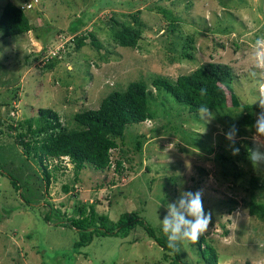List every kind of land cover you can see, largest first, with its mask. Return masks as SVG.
<instances>
[{"label": "rangeland", "instance_id": "374dc122", "mask_svg": "<svg viewBox=\"0 0 264 264\" xmlns=\"http://www.w3.org/2000/svg\"><path fill=\"white\" fill-rule=\"evenodd\" d=\"M7 1L0 0V9ZM12 1L26 4L28 0ZM35 1L27 13L33 31L7 39L0 33V104L10 102L12 90L21 86L12 101L15 111L6 105L0 110L3 119L12 118L11 123L38 116L39 109H53L72 130L76 113L98 109L114 91L155 76L176 80L209 62L229 65L241 105H255L261 112L255 98L264 84V68L255 64L252 46L264 33V0ZM154 2L182 19L178 30L168 29L162 14L147 11L141 15L147 25L139 47H115L104 23L111 11L118 21L129 23L128 13L143 12ZM100 4L115 9L98 13ZM85 31L96 32L102 51L91 44L76 51L73 39ZM183 52L193 57L182 58ZM51 61L54 68L46 69ZM161 94L152 106L156 118L129 126L126 144L112 152L116 159L124 149L131 159L122 174L114 165L104 171L89 166L77 177L68 158L53 160L48 164L51 183L43 181V189L28 204L27 188L17 192L8 175L21 185L25 180L35 182L37 173L44 178L43 170L26 161L22 147L15 149L10 138L0 137V264H170L172 260H164V250L142 228L126 238H96L80 249L75 247L78 231L59 225L58 218L76 216L71 211L82 200L113 222L126 212H139L148 225L162 230L167 204L175 203L183 191L198 190H203L205 212L208 209L212 216L204 235L218 248L219 264H264V222L250 216L245 206L251 176L264 178V162L253 164L249 156L235 165L229 161L233 148H239L240 155L258 148L253 140L256 133L237 134L234 143L226 138L230 127L238 126L242 109L229 118L226 111H211L213 119L208 122L199 114H185L171 95ZM138 140L143 142L141 152L136 149ZM259 151L264 154V147ZM258 194L264 201V190ZM191 244L179 242L180 251L188 252V264H202Z\"/></svg>", "mask_w": 264, "mask_h": 264}, {"label": "trees", "instance_id": "16d2710c", "mask_svg": "<svg viewBox=\"0 0 264 264\" xmlns=\"http://www.w3.org/2000/svg\"><path fill=\"white\" fill-rule=\"evenodd\" d=\"M25 3L16 4L12 0H8L3 8L1 7L0 33L4 39L25 35L34 30L33 22L27 14L34 7L27 9L26 6L32 5V3L29 0ZM120 6H122V2ZM123 6L122 8L127 9ZM133 6L128 11L133 10L135 5ZM107 8L110 10L115 9V7L113 9L108 6L102 7L100 4L98 13ZM147 11L150 13L157 11L162 14L165 20L168 21V26L171 27H168V29L172 32L178 30L180 25L178 21L182 19L176 16L171 8L162 5L161 2H154L143 9V12L138 10L134 13H128L129 23L118 21L114 17V11H111L110 18H105L104 23L108 28L109 40L115 47L131 49L139 47L147 25L142 21L141 15L142 13H148ZM224 30L227 31L228 29ZM78 32L77 30L71 34ZM95 33L85 31L82 36L76 35L73 39L76 44V51H80L90 44L102 51L104 45ZM260 36L264 37V33ZM190 42H193V39H190ZM216 46L225 47L224 44L217 42ZM187 47L188 49L193 48L191 45ZM41 56L44 57V55ZM180 56L189 59L193 57L189 52H183ZM55 64L54 61H51L45 68L52 69ZM234 78L233 70L229 65L209 62L189 74L180 75L176 80L164 76H155L150 81L143 79L142 81L133 82L124 91L110 93L103 99L98 109L76 113L74 115L76 127L72 130L63 125L61 115L53 109H39L38 116L15 120L14 123L9 122L12 118L3 119V114L0 113V137L10 138L15 149H17V146L22 147L23 155L27 158L26 161L32 160L44 173V178H42L36 171L35 182L25 180L21 185L20 180L8 175L11 184L17 192L22 187L27 188L28 196L30 195L28 202H26L28 204L34 200L33 194L35 195L36 192L39 193L41 192L40 189H43V181L48 184L51 183L52 172L48 169V164L53 160L68 158L70 163L74 165L77 177L79 172L89 166L104 171L111 169L114 165V169L122 174L125 169V162L131 161V159L127 157V151L124 149L116 159H113L112 152L126 144V130L129 126L142 124L156 118L157 113L152 106L157 102V98H162V92L171 95L182 106V112L185 114H198V108L201 105H206L210 108V111H226V117L229 118L231 113L241 108L242 113L239 114L241 119L238 126H236L237 134L240 136H248L249 133L253 135L256 133L254 129L257 120L256 115L260 110L255 105H241L240 98L235 94L233 88ZM20 87L14 89V91L12 90V100L5 104L7 107H11L9 111H15L16 106L12 105V101L16 100ZM201 89L206 90V94L201 95ZM153 90L157 92V97H155ZM5 105L0 104V110ZM184 113L183 115H185ZM240 127L247 129L240 131ZM142 147L143 142L138 140L136 142L137 151L141 152ZM249 150L244 151L242 155H231L229 159L231 165H235L237 161L242 159L243 161L247 160ZM1 174L4 175L5 172L2 171ZM242 175L240 173L238 176ZM263 190L264 178L251 176L247 187L250 199L245 202V206L250 216L262 222H264V201L259 200L258 192ZM65 191L70 192V187L66 186ZM73 196L78 197V194L75 193ZM74 206L71 213H75L76 216L67 217L64 214L65 218H58V224L78 231L79 241L75 244L76 248L82 249L100 237L116 236L126 238L134 230L142 228L164 250V260H172L170 264H188V252L180 251L181 247L179 243L176 246L175 241L172 242V248H169L167 237L163 231L156 230L148 225L139 212H126L120 216L118 221L113 222L107 214H99L95 205L88 206L87 203L80 200ZM231 211L233 209H230ZM227 233L226 231L225 234ZM191 245V249L195 251L194 257L200 263H220L218 248H216L212 239H207L204 233L201 234L196 243Z\"/></svg>", "mask_w": 264, "mask_h": 264}, {"label": "clouds", "instance_id": "9594fccd", "mask_svg": "<svg viewBox=\"0 0 264 264\" xmlns=\"http://www.w3.org/2000/svg\"><path fill=\"white\" fill-rule=\"evenodd\" d=\"M32 5L34 7L36 1L32 2ZM252 58L257 67L264 68V37L258 38L252 46ZM204 94H206V90L201 89V95ZM255 103H258L261 108L255 124L256 136L253 137L258 148L250 151L249 159L253 164H259L264 162V154L259 151V147H264V143H262L264 141V84L258 89ZM198 114L201 120L210 122L213 119V113L206 105H201L198 108ZM237 132V128L233 125L226 133L227 140L234 143ZM232 154L238 155L239 148H233ZM211 220V213L205 212L204 209L203 190H198L195 193L183 191L175 203L167 204V215L162 221L160 220V224L167 237L168 246L172 248L173 241L176 242V246L181 241L196 243L201 234L208 230Z\"/></svg>", "mask_w": 264, "mask_h": 264}, {"label": "built area", "instance_id": "2783aa9c", "mask_svg": "<svg viewBox=\"0 0 264 264\" xmlns=\"http://www.w3.org/2000/svg\"><path fill=\"white\" fill-rule=\"evenodd\" d=\"M33 5H27V8L30 9Z\"/></svg>", "mask_w": 264, "mask_h": 264}]
</instances>
